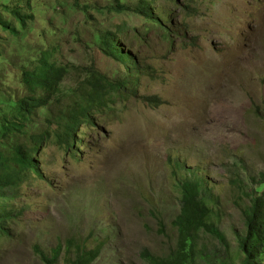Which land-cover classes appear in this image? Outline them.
I'll use <instances>...</instances> for the list:
<instances>
[{
    "label": "rangeland",
    "instance_id": "374dc122",
    "mask_svg": "<svg viewBox=\"0 0 264 264\" xmlns=\"http://www.w3.org/2000/svg\"><path fill=\"white\" fill-rule=\"evenodd\" d=\"M161 4L174 11L168 38L138 14L139 0H0V22L10 27L0 24L4 169L14 166V146L32 147V136L48 132L37 158L43 178L11 191L8 207L24 212L14 218L11 236L0 239V264H41L38 251L58 245L57 264H70L68 241L90 250L102 244L91 264H147L145 251L164 256L177 243L172 221L188 172L203 181L204 199L227 239L200 232L197 242L208 255L198 262L242 264L239 207L264 194L256 191L264 177V0H194L198 13L191 18L180 5ZM109 32L126 41L146 73L137 94L127 88L110 94L109 106L94 125L81 126L76 151L68 154L55 133L60 112L77 99L69 95H79L90 71L111 83L126 78L124 63L104 51L102 36ZM47 52L67 72L23 131L12 128L3 138V126L13 120L10 102L28 92L24 73ZM153 96L160 104L146 100ZM238 176L240 194L233 183Z\"/></svg>",
    "mask_w": 264,
    "mask_h": 264
},
{
    "label": "trees",
    "instance_id": "16d2710c",
    "mask_svg": "<svg viewBox=\"0 0 264 264\" xmlns=\"http://www.w3.org/2000/svg\"><path fill=\"white\" fill-rule=\"evenodd\" d=\"M170 3L173 6L182 7V11L187 15L195 16L198 9L193 7L194 0H139L136 10L147 21L158 24L164 30L165 37L170 35V29L167 22L173 14V9L160 5V3ZM168 8V9H167ZM11 14L21 23L25 24V19L18 10L10 11ZM1 26L9 29L6 22H0ZM102 44L105 47V53L115 57L116 60L123 62L126 68V78L114 83L109 82L100 72L90 71L86 74L85 83L80 90L79 95L73 96L71 102L76 99L73 106H68L64 113L60 112L59 124L56 129V142L62 151L68 154L76 151L78 144L77 138L80 135V128L84 124H93L95 116L103 112L110 104V94L119 92L125 88L131 93L137 94V85L140 78L146 73V65L140 58L128 47L126 41L115 33H106L102 36ZM65 67H57L50 63V55L43 54L38 65L32 72H25L22 82L27 90V95L18 100L10 102V110L13 120L8 122V126L2 128V137L7 136L12 128L17 131H23L26 120H29L35 112L44 108L51 94L58 88L61 78L66 73ZM152 104H160L156 97H146ZM48 132L40 137H31L34 145L14 146L10 152L9 159L14 164L10 171L4 169L6 157L3 161V170L0 169V239L11 236L10 228L14 218L21 215L24 211L16 212L15 209L8 207L11 203V191L18 193L20 182L29 178H43L42 169L38 166L39 146L42 141L47 140ZM1 158V157H0ZM179 165V162H178ZM174 167V174L177 176L180 168ZM191 173L185 174L180 182V208L178 214L172 221L175 227L178 239L175 247L164 256L152 255L149 252H143L147 264H208L204 261L208 255L206 250L200 249L197 238L200 232L209 234L213 238L226 244L224 233L218 229L213 220V210L204 199L206 188L201 179H197ZM240 176L233 181L237 193H244ZM264 188V177L257 187L260 192ZM238 197H240L238 195ZM244 201V198L242 199ZM10 206V205H9ZM240 214L245 225L244 234L239 237L238 247L244 254L242 264H262L261 256L264 252V194L261 196H250V200L239 207ZM159 232L164 233V223L159 219ZM74 252L70 254L72 251ZM102 244L94 249H87L84 245H77L72 241L67 242L66 260L70 264H91L100 256ZM41 264H57L62 254V245L49 252L38 251Z\"/></svg>",
    "mask_w": 264,
    "mask_h": 264
}]
</instances>
